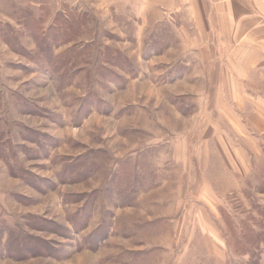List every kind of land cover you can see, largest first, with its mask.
Instances as JSON below:
<instances>
[{
  "label": "rangeland",
  "instance_id": "rangeland-1",
  "mask_svg": "<svg viewBox=\"0 0 264 264\" xmlns=\"http://www.w3.org/2000/svg\"><path fill=\"white\" fill-rule=\"evenodd\" d=\"M170 7L0 0V264H264V135L225 171L237 94Z\"/></svg>",
  "mask_w": 264,
  "mask_h": 264
},
{
  "label": "crops",
  "instance_id": "crops-1",
  "mask_svg": "<svg viewBox=\"0 0 264 264\" xmlns=\"http://www.w3.org/2000/svg\"><path fill=\"white\" fill-rule=\"evenodd\" d=\"M168 3L170 12H184L200 37L215 45L213 56L220 64L214 75L221 78L218 92L237 94L233 96L236 110L231 108L240 132L235 128L237 134L230 138L235 144L229 150L225 171L244 173L241 167L250 155V146H256L259 135H264V0Z\"/></svg>",
  "mask_w": 264,
  "mask_h": 264
},
{
  "label": "trees",
  "instance_id": "trees-1",
  "mask_svg": "<svg viewBox=\"0 0 264 264\" xmlns=\"http://www.w3.org/2000/svg\"><path fill=\"white\" fill-rule=\"evenodd\" d=\"M248 251H249V250H248V248H247L245 252L248 253Z\"/></svg>",
  "mask_w": 264,
  "mask_h": 264
}]
</instances>
